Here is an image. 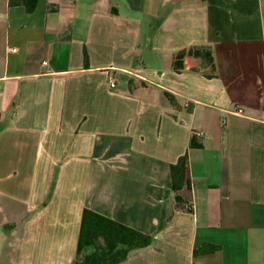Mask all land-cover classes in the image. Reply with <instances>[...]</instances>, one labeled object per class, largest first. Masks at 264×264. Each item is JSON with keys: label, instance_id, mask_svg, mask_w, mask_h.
I'll return each instance as SVG.
<instances>
[{"label": "crops", "instance_id": "crops-1", "mask_svg": "<svg viewBox=\"0 0 264 264\" xmlns=\"http://www.w3.org/2000/svg\"><path fill=\"white\" fill-rule=\"evenodd\" d=\"M11 1L0 264H73L85 209L153 238L122 264H264V0ZM193 46L214 71H175ZM187 152L183 209L171 166Z\"/></svg>", "mask_w": 264, "mask_h": 264}, {"label": "trees", "instance_id": "trees-1", "mask_svg": "<svg viewBox=\"0 0 264 264\" xmlns=\"http://www.w3.org/2000/svg\"><path fill=\"white\" fill-rule=\"evenodd\" d=\"M22 3L28 11L35 9L37 0H12L11 5ZM186 57L200 60L204 68L215 69L213 50L209 46H193L180 51L174 59L175 71L184 69ZM169 99L173 100L169 97ZM190 149L202 148L193 137ZM189 163L188 152L178 162L171 166L172 189L175 193L177 207L185 209L186 202L181 195L185 187H190L187 179ZM192 211V207H186ZM153 238L135 229L123 225L111 218L102 216L90 209H85L82 215L81 229L77 253L73 264H122L130 253L136 249L149 247Z\"/></svg>", "mask_w": 264, "mask_h": 264}, {"label": "built area", "instance_id": "built-area-1", "mask_svg": "<svg viewBox=\"0 0 264 264\" xmlns=\"http://www.w3.org/2000/svg\"><path fill=\"white\" fill-rule=\"evenodd\" d=\"M43 65H44V66H47V65H48V61H47V60L44 61V62H43ZM108 84H109V86H110L111 89H115V88L117 87V81H116V79H115L114 76H110V77H109V79H108ZM235 113H236V114H242V113H243V110H242V109H236V110H235ZM201 136H202V135H201Z\"/></svg>", "mask_w": 264, "mask_h": 264}]
</instances>
